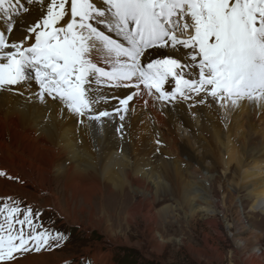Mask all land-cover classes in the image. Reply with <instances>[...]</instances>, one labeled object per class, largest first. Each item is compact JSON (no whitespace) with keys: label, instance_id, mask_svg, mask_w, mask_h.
Segmentation results:
<instances>
[{"label":"snow or ice","instance_id":"snow-or-ice-1","mask_svg":"<svg viewBox=\"0 0 264 264\" xmlns=\"http://www.w3.org/2000/svg\"><path fill=\"white\" fill-rule=\"evenodd\" d=\"M30 6L36 19L20 20L13 38L14 18ZM0 16L7 21L0 29V91L45 111L49 104L61 108L93 144L109 131L126 142L141 102H160L163 110L209 98L220 107L246 101L264 113V0H0ZM178 30L188 35L180 38ZM155 135L154 156L162 155L166 145ZM0 178L24 182L3 168ZM44 211L0 195V264H20L71 239ZM80 264L93 262L82 257Z\"/></svg>","mask_w":264,"mask_h":264},{"label":"bare ground","instance_id":"bare-ground-1","mask_svg":"<svg viewBox=\"0 0 264 264\" xmlns=\"http://www.w3.org/2000/svg\"><path fill=\"white\" fill-rule=\"evenodd\" d=\"M30 7L32 10L29 13L14 18L17 30L12 34L13 38L20 35L23 27L20 20L28 23L36 19V7ZM187 22L191 23L190 20ZM6 23V19L0 16V29ZM17 88L27 94L26 88ZM146 99L151 100L149 97ZM183 103L165 105L161 110L160 102H156L155 107L149 103L147 108L141 102L138 111L131 113L126 142H121L116 134L109 131L107 137H98L93 144L91 136L73 118H62L61 108L49 104L45 111L38 102L0 91V168L13 176L22 177L24 182L27 180L40 190L46 189L51 179L55 178L62 181L65 190L72 191L75 198L81 195L90 204L93 197L104 196L107 189L113 196L117 193L122 196L123 190L129 188L135 195L132 207L136 208L127 213L125 223H131L137 214H142L146 229L151 233L149 244L158 252L164 249L166 240L158 239L154 231L157 214L151 207H155L154 203L160 201L161 196L167 195L172 200L157 212L163 218L170 213L169 210L176 215L178 209L184 213L186 211L185 215L189 214L190 220L198 214L209 219L208 225L217 224V218L220 219L225 213V208L217 210V207L225 206V191L231 193L236 189L245 190V194L253 199L249 210L255 213L258 208L257 212L264 214V207L260 204L264 201V113L245 101L239 106H232L227 126L218 130L212 129L213 121L217 114L219 122H223L218 114V107L224 110L223 107L212 103L210 98V106L205 108L207 103L202 104L204 107L200 111L199 104H192L195 108L189 109L182 107ZM99 107L104 109L108 105L101 102ZM175 120L185 124L195 142H198L201 134L209 133L220 150L222 174H228L231 162L236 161L238 173L233 184L225 187L219 185L217 188L219 191L222 189L221 200H213L210 194L212 176L210 168L204 164L206 153L199 155L193 145H188V138L182 140L173 132ZM156 132L160 133L166 147H161L162 155L154 156ZM236 137L241 147L236 144ZM19 183L0 178V195L32 198ZM237 201L242 205V197ZM53 206L58 210L56 199H53ZM238 206L235 213L232 212L235 215V219L232 216L233 224L223 225L236 247V251L230 253L236 262L231 264H261L259 261L264 256V248L262 251L255 246L261 233L245 224ZM100 207L105 206L100 203ZM119 207L125 206L121 204ZM143 210L144 213H141ZM108 221V213L103 208L99 217L91 216L93 227L100 228L105 223L107 230L118 239L120 233L110 229ZM233 226L236 232L232 233L229 230ZM179 243L185 244L183 239ZM189 251L197 262L206 259L216 264L222 263V254L216 249ZM100 255L103 258L96 262L109 264L108 257L102 253ZM49 256V252L31 253L22 258L20 264H50L47 260Z\"/></svg>","mask_w":264,"mask_h":264},{"label":"rangeland","instance_id":"rangeland-1","mask_svg":"<svg viewBox=\"0 0 264 264\" xmlns=\"http://www.w3.org/2000/svg\"><path fill=\"white\" fill-rule=\"evenodd\" d=\"M186 33L178 30L176 34L184 38ZM190 104H193L192 101L184 102L182 107L189 109L195 108L193 105L190 107ZM208 106H210V103H207L205 108ZM232 106L227 105L222 108L224 110H220L221 108L218 107V114L223 122H219L216 114L212 129L216 128L219 130L227 126L232 112ZM202 107L204 105L199 104V111ZM165 114L169 115L168 113ZM172 130L182 140L183 138H188L190 140L188 141V145H193V149L199 155L206 153V156H204V164L206 168H210L209 171L212 176V180L210 181L212 191L210 194L213 200H221L223 196L222 189L219 191L217 188L219 185L225 187L233 184L234 178L238 173L236 161L231 162L229 169L231 171L228 174H222L223 170L219 162L220 150L212 141L209 133L201 134L198 142H195L191 131H188L185 124L182 122L178 123L176 120L173 123ZM235 142L241 147V142H239L237 137ZM235 148L237 149L239 147L235 146ZM182 158L183 161H186L184 156ZM19 184H22V187L32 198H26L20 195L12 196L19 197L24 203H32L41 209H45L43 218L47 220L48 217H52L56 221V228L66 231L71 235V239L68 240L62 249H56L52 251L53 253L49 252L50 256L47 260L50 264H65L66 261H71V264H80L82 257H87L93 264H96V261L103 258L100 255L101 253L108 257L109 264H216L214 261L206 259H201L200 262H197L189 251L199 252L205 250L207 252L210 250L215 251V249L222 254L221 264H231L234 261L236 262L235 258H231L230 255L231 252L236 251V247L235 243L228 236L227 228L223 227V225L225 223L233 224L235 215L232 212L235 213L238 205V209L244 217L245 224L252 228L254 227V230L261 233V237L255 246L262 251L264 248V214L257 212L259 211L258 208L255 213L249 210L252 204L251 200L253 199L249 198L243 189H236L231 193L225 191V206L217 207V210L225 208L223 215L225 220L222 219L223 217H220V219L217 218V224L213 225H208L207 221L209 219L207 220L198 214L190 220L189 214L187 216L185 215L186 211L184 213L178 209L175 211L176 215H173L169 210L170 213L165 218L161 217L157 212L162 208V205L172 203L169 196H161L160 201L154 203L155 207H151L157 214L153 224L154 231L158 235V239L164 238L166 240L164 249L158 252L149 244L151 233L146 229V221L142 214H137L131 223H125V218L130 211L136 208L132 207L134 205L135 195L129 188L123 190L124 194L122 196H120V193L114 194L113 196L109 193V189H107L104 196L93 197V201L90 204L81 195L75 198L72 191H66L63 182L60 180L57 181L55 178H52L50 184L47 186L48 188L46 187L43 190L29 184L27 180ZM240 197H242V205L238 201V203L236 202V199ZM53 199H56L58 203V210L53 206ZM100 203L105 207H100ZM121 204L125 207H119ZM260 204L264 207V201ZM102 208L108 213L110 229L120 233L118 239L113 237L112 233L107 230L105 223L100 228H95L91 225V216L99 217ZM141 213H144V210ZM229 231L232 233L236 232L235 226L231 227ZM219 233L221 234L219 235ZM180 239H183L185 244L179 243ZM126 240L128 241L127 244L124 243ZM259 262L264 264V256Z\"/></svg>","mask_w":264,"mask_h":264}]
</instances>
